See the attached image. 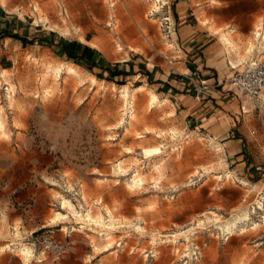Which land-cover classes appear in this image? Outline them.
Wrapping results in <instances>:
<instances>
[{
    "label": "rangeland",
    "instance_id": "rangeland-1",
    "mask_svg": "<svg viewBox=\"0 0 264 264\" xmlns=\"http://www.w3.org/2000/svg\"><path fill=\"white\" fill-rule=\"evenodd\" d=\"M30 1L21 15L33 25L42 16L40 33L98 43L113 63L130 58L131 74L170 73L181 86L190 83L185 93L193 96V82L216 78L207 82L239 108L229 113L239 116V132L232 130L244 155L227 159L203 130L186 133L170 118L171 102L150 103L140 75L110 79L47 38L8 43L0 49V248L10 247L0 264H264V103L260 113L244 99L243 112L231 82L235 70L264 59V39L255 38L264 0ZM256 7L261 13L247 24ZM227 12L236 21L222 19ZM202 63L214 68L207 73ZM63 197L74 209L63 208ZM90 210L103 218L90 220ZM245 214L250 219L240 220ZM234 222L246 231L229 236L226 225ZM51 241L67 247L57 260Z\"/></svg>",
    "mask_w": 264,
    "mask_h": 264
},
{
    "label": "crops",
    "instance_id": "crops-1",
    "mask_svg": "<svg viewBox=\"0 0 264 264\" xmlns=\"http://www.w3.org/2000/svg\"><path fill=\"white\" fill-rule=\"evenodd\" d=\"M26 1L27 0H3L2 2V0H0V49L3 47L6 48L8 43H15L19 47H23L28 44L33 46L39 43L43 44L46 43V40H50L53 41L52 46L55 47L56 51L60 54L69 53L70 55L81 58V61H93L96 63V66L94 67L101 66L105 70L109 67L112 70L118 69L126 72V74L117 75L113 79L119 77L127 79L132 76L140 75L142 76V80H146L144 85H147L150 88L148 90L157 95L158 101L160 102L159 106L164 105L165 101L171 102L174 113L170 118L174 119L186 133L195 132L196 134H199L197 131L203 130L202 134L205 137H210L214 142L216 141L215 143L222 146L227 159L233 155L236 156L237 160H240L243 157L242 139L236 138L234 135L235 132H239L237 128H235L236 119L238 120L239 116L236 115L234 118L230 116L229 113V111H239V108H236V102L233 98L229 99V94L220 89H213V86L211 85L212 88L203 93V95L200 94V96H193L185 93L186 91H189V89H185V85H190V83L187 84L183 82L184 86H181L179 80L173 78L170 73H162L160 71H154L153 69H146V74L144 75L140 72L138 74H131V72H136L137 69L132 65L130 58L117 60L113 63L101 54V50L91 46L89 43H85L81 40H79L78 43H74L70 40L68 41L67 37L62 34L60 35L62 36L61 40H57L52 33H49V35L42 34L40 33V29L36 28L37 24L33 25L34 22L28 21L24 15L23 17L21 15V11H24L27 8V4H29V6L33 5L32 1L28 3ZM19 2H21L20 5H18ZM16 5H18V9L14 10L16 9ZM261 11V8L256 7L246 13V17L248 18L246 23L252 25ZM236 17V14L230 12L221 15V18L226 20L227 23L236 21ZM29 18L31 17L29 16ZM45 38L47 39L45 40ZM226 44L228 45V43ZM201 51L203 52V50ZM0 54H2V52ZM197 60L198 59H196V61ZM201 66L209 68L205 70L207 73L214 68L213 65H209L208 63H202ZM233 67L236 66L233 64L232 68ZM196 68L199 69V67ZM187 70L192 72L189 67H187ZM181 74L188 73L185 72ZM212 80L216 81L217 79L211 77L207 78V81ZM140 88H143V86L138 89ZM165 96L167 98H165ZM239 98L243 101V105L244 98L243 100L242 97L239 96ZM242 105L241 110L245 112ZM170 108L171 106H168L166 109L169 110ZM154 110L155 106L150 109V111ZM229 117L232 121L229 120ZM232 128L235 129V132ZM218 130L220 133L215 135ZM222 134L227 135L223 137Z\"/></svg>",
    "mask_w": 264,
    "mask_h": 264
},
{
    "label": "built area",
    "instance_id": "built-area-1",
    "mask_svg": "<svg viewBox=\"0 0 264 264\" xmlns=\"http://www.w3.org/2000/svg\"><path fill=\"white\" fill-rule=\"evenodd\" d=\"M262 28H264V21L261 22L259 33L263 32ZM192 74L196 75L197 71L192 72ZM182 75L188 76V74ZM231 82L232 85L235 86L237 94L244 98L245 101L252 103L254 108L258 109L261 113L264 103V59L260 57L253 58L243 69L235 70L231 76ZM193 86L198 96L212 88L211 84L208 83L206 79H199L198 83L193 82ZM242 108L245 111L244 104ZM81 187L82 184L79 183L76 184V187L73 186L74 191H76V189L80 190ZM49 248L54 255V260L59 259L67 251L65 245L56 243L55 241L49 243ZM197 249H199L198 246Z\"/></svg>",
    "mask_w": 264,
    "mask_h": 264
},
{
    "label": "bare ground",
    "instance_id": "bare-ground-1",
    "mask_svg": "<svg viewBox=\"0 0 264 264\" xmlns=\"http://www.w3.org/2000/svg\"><path fill=\"white\" fill-rule=\"evenodd\" d=\"M2 2H3V0H2ZM157 6V5H156ZM39 9V8H38ZM36 11V10H35ZM41 12V11H40ZM43 13V12H42ZM28 15V14H27ZM23 17V16H22ZM31 17V16H30ZM40 17H42V16H38V15H36V19H35V23L36 24H38L40 21ZM170 20H171V18H170ZM45 22H46V24H48V23H50V21H49V19H48V17L46 16V18H45ZM260 25H261V23H259V24H257L256 25V27H255V30H256V35H255V38L256 39H260V38H263L264 39V28H262L263 29V32L262 33H259V27H260ZM67 29H69V27H67ZM227 43H228V45L230 46V47H232V48H234V43H233V41L232 40H230V39H227ZM252 45H253V43H252ZM93 46H97V48H102V46L100 45V44H98V43H93ZM247 53V52H246ZM70 68H71V66H70ZM70 68H69V70H70ZM71 70L74 72V71H76L73 67L71 68ZM71 73V72H70ZM94 80H96V78L94 79ZM150 92V103L151 104H153V103H155V102H158V104H160V102L158 101V97H157V95L154 93V92H151V91H149ZM123 95L125 96V99H126V97L127 96H129V92H128V87H124L123 88ZM134 96V95H133ZM128 98V97H127ZM133 98V97H132ZM161 106V105H160ZM0 115H1V125H0V129H4L5 128V122H4V120H3V110L1 111L0 110ZM131 123V122H130ZM127 130H128V128H127ZM174 133V132H173ZM161 146V145H160ZM148 154H153V153H157V152H159V149L158 148H154V149H149V150H147L146 151ZM145 153V152H144ZM120 163V162H119ZM118 166H120V165H118ZM158 167V166H157ZM132 183H133V185L134 186H138L139 184H143V179H142V177L139 175V174H134L133 175V177H132ZM71 185H73V184H69V186H71ZM71 190H74V188H73V186H72V189ZM62 206H63V208H71V209H74V204H73V202L70 200V199H67V198H65V197H63L62 198ZM108 213H111V210H108ZM59 215H61L60 213H58ZM87 217L90 219V220H101L103 217H102V214H100V213H97V214H95V215H93V213H92V211L90 210L89 212H88V214H87ZM250 219V214H245L244 215V217L243 218H240V220H249ZM240 222V221H239ZM238 223L237 222H234L233 224H230V223H228L227 225H226V230H225V232L229 235V236H231L236 230H240L241 232H245L246 231V227L245 226H238L237 225ZM252 225H253V227H259L260 225H261V223H259V222H257V221H254L253 223H252ZM237 232V231H236ZM186 238L187 239H189V236H186ZM6 247H10V245H7ZM6 247H1L0 248V252H3L4 250H5V248ZM30 254H31V252L29 251V249L28 248H23V250L21 251V255L23 256V258L25 259V260H28V258L30 257Z\"/></svg>",
    "mask_w": 264,
    "mask_h": 264
},
{
    "label": "trees",
    "instance_id": "trees-1",
    "mask_svg": "<svg viewBox=\"0 0 264 264\" xmlns=\"http://www.w3.org/2000/svg\"><path fill=\"white\" fill-rule=\"evenodd\" d=\"M75 57V56H74ZM82 59L81 58H79V57H76V58H74V61L75 62H77V63H81L82 61H81ZM86 63H89L90 64V68H93L94 66H96V63L95 62H93V61H86ZM108 72H110V79H112V78H114L115 76H117V75H124V74H126V72L124 71V70H118V69H114V70H112V69H110L109 67L106 69Z\"/></svg>",
    "mask_w": 264,
    "mask_h": 264
}]
</instances>
